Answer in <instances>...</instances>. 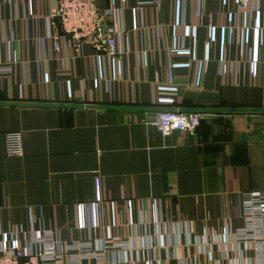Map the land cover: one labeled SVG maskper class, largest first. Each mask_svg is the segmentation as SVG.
I'll return each instance as SVG.
<instances>
[{"label":"crops","instance_id":"1","mask_svg":"<svg viewBox=\"0 0 264 264\" xmlns=\"http://www.w3.org/2000/svg\"><path fill=\"white\" fill-rule=\"evenodd\" d=\"M56 3L0 0V247L51 230L101 249L74 264L253 259L234 233L264 191V0H94L114 42L78 50L52 47ZM175 109L198 127L160 133Z\"/></svg>","mask_w":264,"mask_h":264},{"label":"built area","instance_id":"2","mask_svg":"<svg viewBox=\"0 0 264 264\" xmlns=\"http://www.w3.org/2000/svg\"><path fill=\"white\" fill-rule=\"evenodd\" d=\"M238 2L241 8H245L251 0ZM50 16L57 20L62 32L60 36H50L54 50H58L64 37L71 41L76 50L84 44L111 46L114 42L115 28L105 22L94 0H57L56 5L50 9ZM199 123L200 114L178 109L157 111L152 122L164 135L172 131L193 132ZM23 154L22 133L7 132L5 155L18 158ZM241 201V216L245 220V227L235 231L234 240L250 242L255 255L253 259L238 258L235 264H264V191L247 192ZM56 241L53 232L48 230L41 236L32 237L23 246L0 247V264H64L67 258L74 264L90 255L102 259L101 249L96 246L93 248L90 242H73L61 246Z\"/></svg>","mask_w":264,"mask_h":264}]
</instances>
